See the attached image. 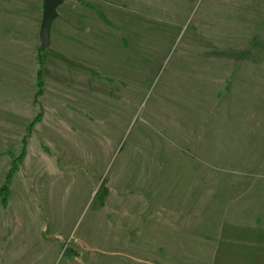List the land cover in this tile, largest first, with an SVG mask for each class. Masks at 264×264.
<instances>
[{
	"label": "rangeland",
	"instance_id": "rangeland-1",
	"mask_svg": "<svg viewBox=\"0 0 264 264\" xmlns=\"http://www.w3.org/2000/svg\"><path fill=\"white\" fill-rule=\"evenodd\" d=\"M40 5L0 0V187L41 113L0 197V264H202L150 243L264 206V0H63L52 35L76 41L41 50L36 108Z\"/></svg>",
	"mask_w": 264,
	"mask_h": 264
},
{
	"label": "crops",
	"instance_id": "crops-1",
	"mask_svg": "<svg viewBox=\"0 0 264 264\" xmlns=\"http://www.w3.org/2000/svg\"><path fill=\"white\" fill-rule=\"evenodd\" d=\"M61 5H63V2ZM60 6L56 8V17L50 23L47 49H51L53 44H57L62 40L68 41L70 44L76 41L75 38L71 39L70 35L61 31L52 35L53 26L61 28L70 23L67 17L58 13ZM2 16L8 15L2 14ZM5 25L6 23H3V26ZM53 38L55 39L54 42ZM55 46L54 52L60 48V45ZM36 50L32 53L30 50L28 51V56L31 58L28 63L33 64L34 72L32 73L31 70L33 78ZM200 145L201 143H198V146ZM261 206L260 204L257 205L259 211L254 216H244L241 211H234L231 208L226 209L227 212L223 213L222 219L218 221L216 229L211 235L192 234L187 230L181 236H176L175 239L172 234L165 237L164 240L155 237L154 242H151L150 245H198V248L200 246L198 259L201 260L202 255H204L203 259H206V261H202V264H264V206L262 208ZM201 250L205 253L199 254Z\"/></svg>",
	"mask_w": 264,
	"mask_h": 264
},
{
	"label": "trees",
	"instance_id": "trees-1",
	"mask_svg": "<svg viewBox=\"0 0 264 264\" xmlns=\"http://www.w3.org/2000/svg\"><path fill=\"white\" fill-rule=\"evenodd\" d=\"M88 7V6H86ZM89 8V7H88ZM90 9V8H89ZM96 16L99 20H101L105 25L109 26V24L106 22L104 19L103 15L99 11H95ZM42 51L39 49V47L36 50L35 54V79H34V86H35V92L33 94V99H32V105L36 108H39L42 103L45 102L43 98H41V88H42ZM41 113L38 111L32 121L29 123L28 127L25 130V136L23 137L21 141V150L20 154L18 155L17 158H15L11 165L10 169L8 170V173L6 174L5 180L3 185L0 187V197L2 199V202L4 203L6 201V198L8 196V184L10 181L11 174L15 172L17 169L15 167L16 162H20L23 156V151L26 143V138L31 132L33 126L35 123H37L40 120ZM65 251H68L67 249Z\"/></svg>",
	"mask_w": 264,
	"mask_h": 264
},
{
	"label": "water",
	"instance_id": "water-1",
	"mask_svg": "<svg viewBox=\"0 0 264 264\" xmlns=\"http://www.w3.org/2000/svg\"><path fill=\"white\" fill-rule=\"evenodd\" d=\"M41 20L38 27L37 39L39 49L44 50L48 45L49 28L51 21L56 17V8L63 0H41Z\"/></svg>",
	"mask_w": 264,
	"mask_h": 264
}]
</instances>
